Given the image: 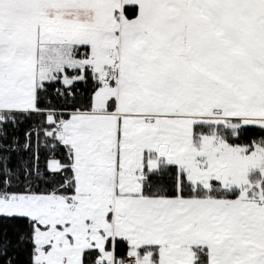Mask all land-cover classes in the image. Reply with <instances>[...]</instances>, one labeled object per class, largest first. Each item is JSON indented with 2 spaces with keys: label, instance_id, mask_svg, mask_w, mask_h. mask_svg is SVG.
Listing matches in <instances>:
<instances>
[{
  "label": "snow or ice",
  "instance_id": "snow-or-ice-1",
  "mask_svg": "<svg viewBox=\"0 0 264 264\" xmlns=\"http://www.w3.org/2000/svg\"><path fill=\"white\" fill-rule=\"evenodd\" d=\"M0 264H264V0H0Z\"/></svg>",
  "mask_w": 264,
  "mask_h": 264
}]
</instances>
